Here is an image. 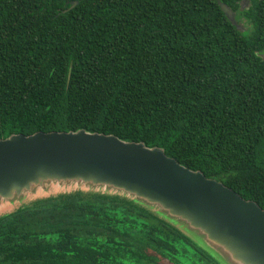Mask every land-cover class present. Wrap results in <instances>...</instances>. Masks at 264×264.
<instances>
[{"label":"trees","instance_id":"trees-1","mask_svg":"<svg viewBox=\"0 0 264 264\" xmlns=\"http://www.w3.org/2000/svg\"><path fill=\"white\" fill-rule=\"evenodd\" d=\"M0 0V139L157 147L264 209V0ZM0 264H218L150 210L74 192L0 217Z\"/></svg>","mask_w":264,"mask_h":264},{"label":"water","instance_id":"water-1","mask_svg":"<svg viewBox=\"0 0 264 264\" xmlns=\"http://www.w3.org/2000/svg\"><path fill=\"white\" fill-rule=\"evenodd\" d=\"M216 3L243 31L230 9ZM258 56L264 63V51ZM74 192L135 202L218 264H264V209L181 166L160 148L83 129L0 139V204L14 206L0 217L37 200Z\"/></svg>","mask_w":264,"mask_h":264},{"label":"flooded vegetation","instance_id":"flooded-vegetation-1","mask_svg":"<svg viewBox=\"0 0 264 264\" xmlns=\"http://www.w3.org/2000/svg\"><path fill=\"white\" fill-rule=\"evenodd\" d=\"M244 3L246 5H244ZM250 0H234V4L237 6L239 11L244 10L249 5Z\"/></svg>","mask_w":264,"mask_h":264},{"label":"rangeland","instance_id":"rangeland-1","mask_svg":"<svg viewBox=\"0 0 264 264\" xmlns=\"http://www.w3.org/2000/svg\"><path fill=\"white\" fill-rule=\"evenodd\" d=\"M56 191H59V190H54L52 193H55ZM13 208H14V206L9 205V204H0V214L8 213Z\"/></svg>","mask_w":264,"mask_h":264}]
</instances>
